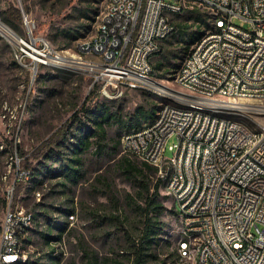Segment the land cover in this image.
<instances>
[{"label":"rangeland","instance_id":"rangeland-1","mask_svg":"<svg viewBox=\"0 0 264 264\" xmlns=\"http://www.w3.org/2000/svg\"><path fill=\"white\" fill-rule=\"evenodd\" d=\"M108 1L0 0V22L8 31L0 29L11 38L0 33V235L11 193V206L34 216L22 264H136L141 253L140 264H188L177 256L182 222L157 168L123 153L121 143L125 133L146 125L134 119L137 109L157 113L167 100L159 93L131 91L119 100H104L96 92L88 101L96 86L83 67L33 70L28 60H21L19 40L27 36L26 17L34 23L35 35L72 57L78 42L96 32ZM12 6L21 10V22L7 13ZM170 19L179 30L153 59L155 78L165 91L196 98L176 75L194 44L191 35L206 34L212 16L194 10ZM233 23L250 29L239 18ZM251 102L220 100L235 107ZM84 106L88 111H82ZM235 110L225 107L216 114L253 126L251 115ZM56 133L62 145L43 150ZM175 142L172 137L168 144ZM75 158L79 165L72 162ZM158 184L165 206L157 220L159 243L143 249L144 210Z\"/></svg>","mask_w":264,"mask_h":264},{"label":"built area","instance_id":"built-area-1","mask_svg":"<svg viewBox=\"0 0 264 264\" xmlns=\"http://www.w3.org/2000/svg\"><path fill=\"white\" fill-rule=\"evenodd\" d=\"M172 1L109 0L111 13L102 14L107 15L105 30L77 45V53L91 55L92 63L68 61L67 54L35 35L34 23L26 17L27 36L19 40L21 60H28L33 70L83 67L104 100H119L131 91L178 97L180 110L169 108L155 127L122 137L123 153L151 167L162 164L161 181L167 167L176 166L172 187L165 193L171 198L180 194L176 212L192 240L179 244L189 258L190 246L200 247V262L194 264H264V140L247 151L248 137L255 135L246 125L216 114L225 109L220 100L252 101L237 108L254 113L264 131V0H254L256 14L248 13L243 0ZM194 10L210 16L220 10V25L192 45L188 64L176 76L193 87L198 98L189 99L163 90L153 59L177 32L170 15ZM235 18L249 23L250 29L234 24ZM189 104H198V111L189 113ZM202 106H210V114H200ZM172 137L176 142L169 145ZM168 150L171 157L166 156ZM227 166H235V174L222 180ZM11 196L1 224L0 264L27 259L26 253H16V243L28 210L12 207ZM195 226H202L203 234H196ZM227 247H234V255H227Z\"/></svg>","mask_w":264,"mask_h":264},{"label":"bare ground","instance_id":"bare-ground-1","mask_svg":"<svg viewBox=\"0 0 264 264\" xmlns=\"http://www.w3.org/2000/svg\"><path fill=\"white\" fill-rule=\"evenodd\" d=\"M243 1H246V5L248 6V13L249 14H256V5H254V0H243ZM103 13H111V6H106ZM211 16H212V21H211L212 27L211 28H218V26L220 25V10H213L211 12ZM106 27H107V15H102L100 18L98 27L96 29V32L90 38H97L98 30H105ZM0 28L8 31L6 29V27L1 22H0ZM0 33H2L8 39H11L10 35L5 33L1 29H0ZM205 36H206V34H204L202 37H205ZM191 50H192V48H191ZM61 53H63V52H61ZM161 53L162 52L154 53V58L156 56L160 55ZM67 60L70 62L92 63V56L88 55V54H84V53H77V51H76V55H73L72 57H69L67 54ZM188 61H189V55L187 56V58L183 62L182 66H186L188 64ZM182 66H181V68L178 71V74L176 76H178L180 74ZM178 83L193 94V87H189V85H187L185 82H178ZM160 95L163 96L167 100V102L161 105V107L159 108V110L156 113V117L154 118L153 122L149 123L147 126L143 127L140 130H146L149 127H155V120L157 118H161L162 115L165 114L167 110H169V108L171 110H180V100L178 99V97L166 96V94H160ZM107 98L114 99L116 97H107ZM218 105L234 108V109H236L235 110L236 112L243 114V115H251L250 121H251V124L253 126H249L247 123H244V122H239V121L225 119V118H224V121H232L233 123H237L239 125H246L249 128V133L255 135V137H248L247 151H254L256 148H259L262 141L264 140V131H262L261 124L259 122H257L252 117L255 114L254 113H246L243 111V109L237 108V107L230 105V104L218 103ZM197 111H198V104H189V113H196ZM200 114H210V106L200 107ZM140 130L130 132V133L131 134H140ZM124 136H129V133L125 134ZM153 167L157 168L158 172H162V164H153ZM175 173H176V166H168L167 169L165 170L164 178L162 180L164 181V183L166 185V190H168L169 188L172 187V184L174 182ZM234 174H235V166H227L224 169V172H222V180H230ZM172 200H173V205H174L175 210H179L180 194H172ZM33 220H34V216L32 214H28L26 216V223H22V229H18L19 241H17V243H16V253H18V254H24L23 253V244L26 240L25 239L26 236L28 235V233L31 229ZM195 233L196 234H203V227L202 226H195ZM182 240H192V232L187 231V229L185 227H183V229H182V237H181L180 241H182ZM180 241H179V243H180ZM179 243H178V247H177V256H178L180 261H182L184 263H188V264H194V263L200 262V247L199 246H190V258H189V256L182 254V246ZM227 255H234V247H227ZM23 261H24V259H11V260H9L8 264H17V263H20Z\"/></svg>","mask_w":264,"mask_h":264},{"label":"trees","instance_id":"trees-1","mask_svg":"<svg viewBox=\"0 0 264 264\" xmlns=\"http://www.w3.org/2000/svg\"><path fill=\"white\" fill-rule=\"evenodd\" d=\"M7 13L9 14L10 18L14 21L21 22L23 20L22 12L19 8L12 6ZM179 29L177 28V31ZM176 34V33H174ZM203 35L201 34H192V43L197 42ZM77 39V38H75ZM162 54V53H161ZM96 94V91L94 90L92 94L88 96V101H92L94 96ZM82 111H88V109L84 106L82 108ZM156 117V111H149L145 110L143 108H139L136 110V114L134 119L139 123L141 120L146 123L145 126H147L149 123L153 122L154 118ZM143 126V127H145ZM135 126H131L130 128H134ZM142 127V128H143ZM100 130L102 129V124L100 125ZM142 128L138 129H133L127 133L138 131ZM125 133V134H127ZM66 138V137H65ZM64 138V139H65ZM64 140L60 138V133L54 134L49 141L45 142L42 149L45 150L47 147H51L54 144H58V146L62 145ZM86 147L90 146L89 142H86ZM76 148H79L77 146ZM77 153V152H76ZM72 162L75 165H79V160L78 159H73ZM149 166V165H148ZM151 167V166H150ZM153 168V167H152ZM161 182V180H160ZM159 188L160 184L156 186L155 192L150 196L147 200L146 208H145V215H146V224H145V230L143 232V236L141 238V247L143 249H150L153 247L155 244L159 243V235H160V230L157 224L158 218L164 213L165 211V206L163 203L159 200ZM27 241V240H26ZM140 259H142V253L139 254V257L137 258L136 264H140ZM23 262L17 263V264H22Z\"/></svg>","mask_w":264,"mask_h":264}]
</instances>
